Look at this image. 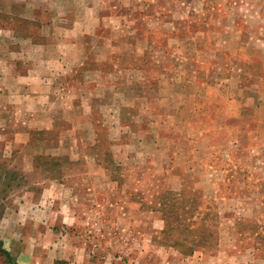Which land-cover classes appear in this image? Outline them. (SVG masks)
Here are the masks:
<instances>
[{
	"label": "rangeland",
	"instance_id": "rangeland-1",
	"mask_svg": "<svg viewBox=\"0 0 264 264\" xmlns=\"http://www.w3.org/2000/svg\"><path fill=\"white\" fill-rule=\"evenodd\" d=\"M152 1L162 13L141 29L151 47L126 36L137 24L124 19L111 24L125 49L98 41V32L84 36L67 52L47 107L41 100L39 113L8 119L0 133V224L58 222L49 235L44 227L32 232L19 245L31 247L23 257L10 251L18 263L51 264L57 255H69V264H212L217 255L240 259L249 251L264 257V130L229 148L218 129L222 102L238 86L264 102V0ZM53 3L0 0V28L46 40L42 22L19 15L40 6L52 16ZM74 3L59 6L73 12ZM228 15L244 30L231 38L256 42L260 51L230 50L229 38L212 34L215 19ZM57 32L52 39L62 38ZM12 41L0 33L1 56L13 58ZM256 53L260 60L251 59ZM187 75L219 77L221 88L206 91ZM35 247L42 261L32 259ZM0 264H11L1 252Z\"/></svg>",
	"mask_w": 264,
	"mask_h": 264
},
{
	"label": "crops",
	"instance_id": "crops-1",
	"mask_svg": "<svg viewBox=\"0 0 264 264\" xmlns=\"http://www.w3.org/2000/svg\"><path fill=\"white\" fill-rule=\"evenodd\" d=\"M46 0L47 6L51 7L55 2L56 13L52 16L46 17L48 12H40L38 9L40 6H34L36 8L32 14H18L25 19H30L31 21L42 22V33L46 40L39 41L37 40L32 33L19 34L16 28H0V33L2 35H7L10 32L14 41L12 44L14 48H11L13 52V58L8 57V53L0 55V133L2 136V130H6L7 120L11 118L23 117L24 115L30 116L33 111L40 112L43 104L41 100H46V106L48 104V99L51 98L50 91L52 88V83L56 79L62 69L68 64L67 52L75 48H79L84 40L82 38L88 34L97 35L98 32V41L105 43L107 40H111L110 44L113 46H120L121 49L124 48L125 43L119 42V29L117 32H114L115 25L111 24L112 21L120 19V21L127 20L128 22L134 21L137 26H131L127 29L126 36L134 39H143V42L147 44L148 47L152 46L150 40L151 34L147 33L145 35V30L150 27L146 25L148 18L154 13H162L159 11V8L154 10L152 7V0ZM166 1L160 0L159 3ZM63 2L66 6V3H74V11H64L62 12L59 5ZM157 3V4H159ZM81 5V6H80ZM46 6V9H47ZM48 7V9H49ZM123 20V21H124ZM214 22L215 30L212 34L221 35L224 38H229L231 42L230 50H235L238 52H247L248 49L258 52L260 51V44L252 43L250 47H247L244 40H236L231 38L232 34H244V30L241 27V24L236 25V17L222 18V22L218 19H215ZM226 22L224 24L225 21ZM180 26L178 28L182 29L181 20ZM148 23H150L148 21ZM223 23V24H221ZM223 25V26H220ZM238 26V27H237ZM47 28V30H46ZM191 28V26H190ZM221 28V29H220ZM54 29H57L58 35H61L62 38L55 40L52 39L50 34H54ZM177 29V28H176ZM9 31V32H7ZM60 31V32H59ZM50 32V33H49ZM206 33L205 29L197 30L196 36H200ZM257 34V33H256ZM115 35V36H114ZM179 41L178 43H183V38L181 32L175 34ZM240 36V35H239ZM257 36V35H256ZM113 37V38H112ZM202 36H200L201 38ZM95 39L94 36H92ZM200 38H196L199 40ZM217 38V37H215ZM115 40L117 42H115ZM123 40V39H122ZM193 40V36H192ZM117 43V44H115ZM180 43V44H181ZM1 51H6L3 46ZM128 41V48H129ZM127 48V49H128ZM129 51V50H127ZM238 55H243L239 53ZM242 57H245L243 55ZM7 58L8 60H3ZM252 60H260V54L256 53L254 57H251ZM262 59V58H261ZM247 60V59H246ZM264 61V59H262ZM13 70L12 71V67ZM11 67V68H10ZM173 78V77H172ZM211 78V77H210ZM208 77H199L198 75L186 76V82H195L193 85H206L207 90H220L219 80L217 78L213 81ZM229 80V79H227ZM214 84H212V83ZM224 82V81H223ZM211 84V85H210ZM217 84V85H215ZM225 86V85H224ZM230 87H227L229 89ZM223 89V88H222ZM250 91H246L242 86H238V89H235L234 94H229L228 97L224 98L222 102V113L224 114L221 126L218 128L225 134L227 133V142L226 146L232 148L233 146H239L240 144H245L251 139L256 140L260 137V130H264V119L260 116L261 112H264V102H260V98L257 94H254L252 88L249 87ZM211 90V91H212ZM213 109H210V112ZM209 112V113H210ZM205 116L208 113L204 114ZM19 130L23 131L26 128L22 127V122L19 124ZM217 130V131H220ZM35 219V220H33ZM24 223L32 225V229L29 233L26 232ZM58 222H45L43 217L31 218L29 222H24L22 220L13 219H4V222L0 224V234L2 238L7 242L10 247L9 251H17L18 259L23 257L27 252L31 251V247H25V249L20 250L19 245H23L25 241H30L34 237V231L36 234L41 233L42 227H44V232L46 231L47 235L50 234L51 228L56 226ZM62 224L70 225L72 222H61ZM35 227V229H34ZM33 232V233H32ZM24 239V241H22ZM60 240L56 242L55 245L59 244ZM54 246V247H56ZM18 249V250H16ZM37 247L34 248V254H31L32 259L43 260V257L38 258L39 253H36ZM26 250V251H25ZM247 255H252V258H247ZM217 258V262L212 264H264V257L256 256L254 252H245V255H242L239 259L236 255H229L228 259L222 258L217 255L213 259ZM69 255H57L52 258L51 264H56L58 260H64L69 264ZM216 260V259H215ZM218 260L222 262H218ZM20 264V263H19ZM208 264H211L208 262Z\"/></svg>",
	"mask_w": 264,
	"mask_h": 264
},
{
	"label": "trees",
	"instance_id": "trees-1",
	"mask_svg": "<svg viewBox=\"0 0 264 264\" xmlns=\"http://www.w3.org/2000/svg\"><path fill=\"white\" fill-rule=\"evenodd\" d=\"M0 252L2 253V254H4L8 259H9V262L11 263V264H19L17 261H16V259L13 257V255L11 254V252L10 251H8L6 248H4V243H3V241L0 239ZM56 264H66V261H64V260H58L57 262H56Z\"/></svg>",
	"mask_w": 264,
	"mask_h": 264
}]
</instances>
